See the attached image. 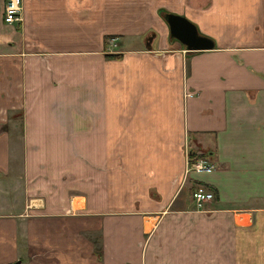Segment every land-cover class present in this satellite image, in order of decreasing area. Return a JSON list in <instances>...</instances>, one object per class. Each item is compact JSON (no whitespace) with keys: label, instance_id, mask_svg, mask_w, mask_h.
Here are the masks:
<instances>
[{"label":"crops","instance_id":"1","mask_svg":"<svg viewBox=\"0 0 264 264\" xmlns=\"http://www.w3.org/2000/svg\"><path fill=\"white\" fill-rule=\"evenodd\" d=\"M4 1L0 264H264V0Z\"/></svg>","mask_w":264,"mask_h":264},{"label":"built area","instance_id":"2","mask_svg":"<svg viewBox=\"0 0 264 264\" xmlns=\"http://www.w3.org/2000/svg\"><path fill=\"white\" fill-rule=\"evenodd\" d=\"M2 19L5 23L11 24L21 20V0H5L3 4ZM184 153V173L190 170H208L211 168L203 159H190L187 145H183ZM212 193L203 186H196L191 192V199L196 207H201L202 203L211 199Z\"/></svg>","mask_w":264,"mask_h":264},{"label":"water","instance_id":"3","mask_svg":"<svg viewBox=\"0 0 264 264\" xmlns=\"http://www.w3.org/2000/svg\"><path fill=\"white\" fill-rule=\"evenodd\" d=\"M164 20L168 34L185 47V50H202L213 47V41L198 33L195 25L181 14L166 12ZM147 48L148 45H146Z\"/></svg>","mask_w":264,"mask_h":264},{"label":"rangeland","instance_id":"4","mask_svg":"<svg viewBox=\"0 0 264 264\" xmlns=\"http://www.w3.org/2000/svg\"><path fill=\"white\" fill-rule=\"evenodd\" d=\"M170 40V39H169ZM170 41H176L175 39H171ZM133 41H130L128 44H130V43H132ZM18 127H19V125H18ZM18 130V129H17ZM193 136H196V135H193ZM188 140V139H187ZM197 139H195V141H196ZM80 141V140H79ZM197 144V143H196ZM79 145V144H78ZM188 149H189V147H188ZM196 151H200V152H202V153H204V152H207V151H209V149H205V146H203L201 143H198L197 144V149H195ZM183 153V152H182ZM197 156L198 157H200V154L199 153H197ZM182 157H183V159H184V153L182 154ZM184 161V160H183ZM207 162V161H206ZM207 163H209V162H207ZM74 169H76V167L74 166V164H73V170ZM184 172V171H183ZM188 173V172H187ZM185 174V176L183 177V178H186V173H184Z\"/></svg>","mask_w":264,"mask_h":264},{"label":"trees","instance_id":"5","mask_svg":"<svg viewBox=\"0 0 264 264\" xmlns=\"http://www.w3.org/2000/svg\"><path fill=\"white\" fill-rule=\"evenodd\" d=\"M165 13V12H164ZM171 38V37H170ZM172 39V38H171ZM174 39V38H173ZM118 57L119 56V54L118 53H110V54H105V57ZM189 153H190V158L191 157H194L193 155H194V153L192 152V151H190L189 150ZM204 155H205V153H203ZM204 155L203 156H200V157H204ZM188 192H189V194H190V197H191V192H192V190H193V186H189L188 188Z\"/></svg>","mask_w":264,"mask_h":264}]
</instances>
